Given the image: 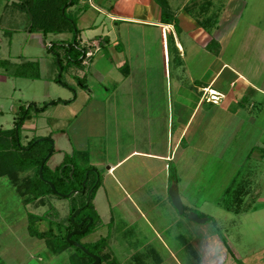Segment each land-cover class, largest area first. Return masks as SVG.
<instances>
[{
	"label": "rangeland",
	"instance_id": "1",
	"mask_svg": "<svg viewBox=\"0 0 264 264\" xmlns=\"http://www.w3.org/2000/svg\"><path fill=\"white\" fill-rule=\"evenodd\" d=\"M21 1L0 0V128L14 125L20 106L21 110L29 108L27 125L24 127V122L18 133L21 145L35 137V141L40 140L39 153L45 157L53 148L46 162L51 170L62 161L97 168L96 174L91 173L100 180L92 201L98 215L94 229L81 242L88 244L103 238L95 249L110 250L119 264H196L199 246L192 247L194 257L187 250L196 239V229L198 235H209L220 242L224 264H264V157L259 156L264 152L257 149L264 147V95H253L254 107L245 99L240 104L243 109L234 116L203 105L196 118L190 119L184 141L174 151L175 159L167 161L169 168H164L162 161L135 155L121 162L112 174L108 175L106 169L109 162L132 148L149 149V142L140 135L141 116H135L141 110L129 113L130 101L135 108H143V96L156 101L151 116L165 109L169 128L174 124L175 129L179 119L184 123L188 118L199 98L192 79L206 73L203 82L208 81L221 61L230 62L251 81L263 83L264 0H168L178 21L188 17L186 8L192 7L193 18H200L222 6L217 32L230 27L233 30L223 40L220 60L196 49L183 33L180 35L189 53L184 61L180 60L168 34L165 64L162 39L154 36V29L109 16V7L115 0H73L72 5H68L70 0H59V4L65 1L67 5L59 7L58 26L66 30L53 32L58 26H52V32L46 34L29 32L31 14L15 4ZM139 3L137 15H145L146 8ZM74 24L79 33L77 41L86 48L89 45L87 50L93 53L80 66L67 64L63 53L62 45L73 43ZM93 39L98 46L89 43ZM71 56L74 58V51ZM92 66L99 70L96 77L90 75ZM129 66L133 75L124 78L122 71H129ZM37 74L39 77L33 78ZM207 92L202 100L208 95L209 100H217ZM74 96L79 100L77 108L71 104ZM90 97L107 104L106 130L102 137L90 139L86 152L74 147L69 128ZM47 135L51 141L41 140ZM160 138L156 135L151 145L159 143L161 147ZM165 181L177 186L183 214L171 204L168 189L163 194ZM244 184L249 186V194L243 201L232 200L233 192ZM128 191L129 198L125 196ZM80 196L52 194L48 200L65 221L72 203L80 202ZM46 207H24L13 184L6 176L0 178V259L4 264H68L66 252L51 256L41 242L26 232L27 208L41 213ZM84 212L91 210L87 207ZM190 212L206 220H190Z\"/></svg>",
	"mask_w": 264,
	"mask_h": 264
},
{
	"label": "trees",
	"instance_id": "2",
	"mask_svg": "<svg viewBox=\"0 0 264 264\" xmlns=\"http://www.w3.org/2000/svg\"><path fill=\"white\" fill-rule=\"evenodd\" d=\"M154 1L161 10L160 21L172 24L178 30L179 21L174 15L169 1ZM73 3L74 1L70 0L68 5H72ZM15 4L19 6L21 10H26L31 14L29 32L38 31L43 32L44 34L52 32V26L55 27L59 25V7L63 4L67 5L65 1L64 3L59 4V0H22L21 2ZM201 7L203 9L205 8V6ZM221 8L222 6L217 7L216 9L214 7V9L210 10L207 15H203V17L200 18L195 16L198 25L207 33H211L212 29L217 25ZM186 9L188 13L191 15L193 14L192 7ZM73 27V43L69 42L61 45L63 46V53L66 56L67 64H69V62H74L80 66L83 58L85 57V53L90 46L88 45L86 48L79 44L77 41L79 39L78 30L75 27V24ZM72 29L67 28L69 31ZM54 30L55 31L53 32L60 33L66 29H62L58 26L57 28H54ZM61 41L64 42L65 40L61 39ZM48 48L51 50L52 43H49ZM205 48L214 55H217L219 52V44L214 38L209 40ZM73 51L75 55L74 58L71 56ZM58 63H60L59 57ZM21 66H23V63H21ZM122 72L123 74H127L128 71L126 73L124 71ZM38 77V74L33 75V78ZM56 80L57 82H60L59 78ZM53 102L57 101L54 100ZM42 108L44 109V107ZM28 109L29 108L21 110L20 106L19 115L17 116V119L14 120V125L11 128H0V178L6 176L10 183L13 184L14 190L18 195H20L21 202L24 207L28 204L34 205V207L36 205L46 207V203L48 204V207H46L41 213L32 212L30 211V208H27L26 232L28 236L41 242L45 247V251H48L51 256H58L59 254L66 252L68 264H89L94 261V258L87 255L79 247L68 243L66 240V235L75 228L74 223H79L85 215H89L92 217V223L89 225L87 230L83 233L75 232L71 236V239L80 242L89 252L98 255L100 258L98 264H119L117 259L113 257L110 250L100 252V249H95L101 245L100 242L103 238L88 242V244L81 242V239L94 229L95 220L98 215L92 204L95 192L100 184V180L96 179V176L94 177L92 175V173H97V169L95 167L91 168V165L83 168L77 165L71 166L62 161L56 165L53 170H51L48 166H46V162L52 155L54 151L53 148L50 150L48 157H45L43 153H39L40 148L37 146L39 145L40 140L35 141V137L30 138L25 145H21L18 141V133L24 120L29 118ZM15 126H17V138L15 135ZM41 140L51 141V138L50 136H44ZM47 150L49 151V149ZM40 166H42V178H40L38 172ZM85 171H88L86 175ZM90 175L93 177H89ZM43 178L52 182L55 190L59 193H70L69 197L81 194L80 202L78 201L77 203L75 201L72 203L65 221L59 218L58 210L54 208L48 199L52 194L57 197L68 196L59 195L57 192H54L50 185L43 180ZM87 199L88 203L86 204ZM79 207L81 208L79 213L74 216V222H71L70 215L76 208ZM87 207L90 208L91 212H84V209ZM189 246L190 248H187V250L189 251V249H192L191 251L195 253L192 245ZM0 264H4L1 259Z\"/></svg>",
	"mask_w": 264,
	"mask_h": 264
},
{
	"label": "crops",
	"instance_id": "3",
	"mask_svg": "<svg viewBox=\"0 0 264 264\" xmlns=\"http://www.w3.org/2000/svg\"><path fill=\"white\" fill-rule=\"evenodd\" d=\"M138 3L146 8L145 15L142 16L137 15ZM94 6L95 8L96 7L102 8L97 5ZM160 12L161 10L159 6L153 0H115L113 4L109 7L108 14L114 20L120 19L124 21L138 22V23H142L144 26L151 27L152 30L154 29L153 30V32L155 33L154 36L156 37L161 36L162 39L163 44H162L161 56L163 57L164 64L167 61V55L165 53L166 52L165 42H167L168 34L170 35L171 43L175 51L174 54L175 56L181 58L180 60L184 61V58L189 53L188 45H186L185 41H183L181 38L180 34L182 33L184 37L187 36L190 39V41L195 45L196 49H201L205 53H209L211 55L212 53H210L205 48V46L211 38H214L219 44V52L215 56L217 57L218 60H220L218 57L221 54L223 40L228 38V35L233 30L232 27L226 28L225 30L227 31L222 33L220 32L219 34V32H217L218 30L216 29L219 24V20H218L217 25L212 29L211 33H207L202 27L198 25L196 19H194L196 17L193 18V16L187 13V11H184L185 13L188 14V17L182 21H179L178 30H177L174 25L169 23H163L160 21ZM173 12L174 15L177 17L176 12L175 11ZM89 43H91L93 46L99 45L96 39L90 40ZM90 57H93V54ZM169 60L170 58L168 54V61ZM89 63L92 64V59L89 60ZM216 66H218L216 68V71L206 82H203V78L206 76V73H203L201 77L198 79L197 78L192 79V76H190L189 79L190 80L192 79L193 83L197 85L196 92L199 91L200 95L199 98L195 101V104L192 110L190 111L188 118L184 121V123H182L181 119H179L178 124L175 125V129H174V124L171 126V129L169 128L170 121L168 117H166L165 109H163V113L159 114L158 112L157 114L154 113V116H151L150 110H153V108H155L156 101H152L148 99L146 96H143L141 100L144 109L140 106L135 108L132 101L129 102V113L134 111L135 109L141 110L140 115L138 112L136 114L133 112L132 115L135 114L137 119L138 116H141L140 119H141L142 133H140V135L142 136V139H145L146 142H149L150 144L148 146L149 149L132 148L124 155H122L120 158H118L115 162H109V164L106 167L108 175L114 173V171L116 170L117 167H119L121 162H123L127 158L130 159L135 155H142L148 159L162 161L164 163V168H166V166L169 168L167 161H172V159L173 160L175 159L176 156L175 152H177V149L184 141V135L187 134L190 124L192 123L191 122L189 124L190 119L196 118L200 108H203V105H208L210 107H213L217 111L223 110L226 113L234 116L237 112H239L238 111L239 109H243L242 107H240V104L241 102H244L245 99H246V103L248 102L250 106L254 107L256 102H252V101L253 100L255 101L256 98L253 95L255 93L264 95V81L262 84L255 83V81H251L246 77L244 73L233 67L230 64V62L227 61H221L220 64ZM91 69H92V71L90 72L91 76L96 77L97 75L100 74L97 68H94L92 66ZM132 71L134 72L133 68L129 66V71L127 72V74H122V75L124 76V78L128 76L130 78L133 75ZM207 91L211 93L214 92L216 95V96L214 95V97H216L217 100H209L210 95H208L204 100H202V97L205 94H208ZM146 93L147 91H145V94ZM77 101H79L78 97L74 96L71 104L76 105V108L78 106V104H75ZM157 107H159V105H157ZM106 108H107V104L105 101H100L99 99L97 100L96 98L90 97L87 99L85 106H83L80 109L81 110L80 116H78L79 114L75 115V118L77 117L78 118L76 119L74 124L70 126L69 132H70V137H71L70 139L72 140V144L74 145L75 148H77V150H85L86 152H88L90 139L92 140L94 139V137L97 138L102 137L105 134ZM259 109L260 108H257L256 111L259 112L260 111ZM154 118H158V119H154ZM26 120L27 119L24 120L25 122V123L23 122L24 124L22 123L24 127L27 125ZM129 132H131V130H129ZM156 135H158L159 137L161 136L160 139L163 141L161 147H159L160 146L159 143H156L155 145H151V143L154 140H156ZM131 137L133 138V135ZM136 140H140V139H136ZM169 143H170V147H169ZM257 149L264 152L263 146H258ZM257 149L256 151H258ZM173 152L175 154H173ZM259 156L264 157V154L260 153ZM106 162L107 161H105L104 163ZM245 185L246 184H244L241 187L237 186L239 187L238 190L236 192H233V194L231 195L232 200L240 199V201H243L244 196L246 197L249 194V186H245ZM169 186L170 183L169 182L167 183L165 181L163 184L164 187L163 194H164V190L168 189ZM125 196L129 198V191L125 194ZM239 196H242V199ZM241 209H246V208L242 207ZM143 214L145 215V213ZM193 229H195V227H193ZM193 235L196 237V239L194 240L195 243L190 242V244L192 245V247L199 246L198 249L200 250L201 243L206 235H202V233L198 235L196 229L194 230ZM188 252L191 255H193V252L190 249ZM197 256L198 257H196L195 260H196V264L197 263L199 264V255L197 254Z\"/></svg>",
	"mask_w": 264,
	"mask_h": 264
},
{
	"label": "water",
	"instance_id": "4",
	"mask_svg": "<svg viewBox=\"0 0 264 264\" xmlns=\"http://www.w3.org/2000/svg\"><path fill=\"white\" fill-rule=\"evenodd\" d=\"M15 135H16V138H17V126H15ZM39 176L40 178H42V166H40L39 168ZM85 179H86V176H85ZM51 187V189L54 191V192H57L55 190V187L54 185L52 184V182L48 181V180H45ZM83 190V189H82ZM81 190V191H82ZM59 195H64V196H69L70 193H67V194H62V193H59L57 192ZM168 195L170 197V200H171V204L174 206V208L176 209V211L179 213V214H182L183 213V204H182V201H181V198H180V195H179V191H178V188L176 185H170L169 188H168ZM88 203V199L86 201V204ZM80 207L79 208H76L75 211H73V213L71 214L70 216V220L71 222H74L73 218L76 214L79 213L80 211ZM188 218L190 220H193L195 222H204L206 220V218H199L197 216L196 213H189L188 215ZM88 219V223L82 228V229H78L83 223L84 221ZM92 222V218L91 217H85L83 218L79 223H74L76 227H78L76 230H73L71 232H69L67 235H66V240L68 243L72 244L73 246H76V247H79L81 250H83L87 255L91 256L94 258V261H92L91 263L89 264H98L99 261H100V258L98 255L96 254H93L91 252H89L80 242H77L73 239H71V236L77 232V233H83L87 230L88 226L90 225V223Z\"/></svg>",
	"mask_w": 264,
	"mask_h": 264
},
{
	"label": "clouds",
	"instance_id": "5",
	"mask_svg": "<svg viewBox=\"0 0 264 264\" xmlns=\"http://www.w3.org/2000/svg\"><path fill=\"white\" fill-rule=\"evenodd\" d=\"M199 264H224L225 257L220 242L211 236H205L201 243Z\"/></svg>",
	"mask_w": 264,
	"mask_h": 264
},
{
	"label": "built area",
	"instance_id": "6",
	"mask_svg": "<svg viewBox=\"0 0 264 264\" xmlns=\"http://www.w3.org/2000/svg\"><path fill=\"white\" fill-rule=\"evenodd\" d=\"M93 53H92V51L91 50H87L86 51V53H85V57L83 58V63H86V60L85 59H88L91 55H92ZM213 96H211L212 97V99H214V95L215 94H212ZM216 96V95H215ZM216 98V97H215Z\"/></svg>",
	"mask_w": 264,
	"mask_h": 264
},
{
	"label": "flooded vegetation",
	"instance_id": "7",
	"mask_svg": "<svg viewBox=\"0 0 264 264\" xmlns=\"http://www.w3.org/2000/svg\"><path fill=\"white\" fill-rule=\"evenodd\" d=\"M85 217H91V216H89V215L86 216V215H85L83 218H85ZM91 218H92V217H91ZM80 221H81V220H80ZM80 221H79V222H80ZM87 223H88V219H86V220L84 221V223H83L79 228L75 226L74 230H76L77 228H78V229H82ZM91 223H92V222H91ZM91 223H90V224H91ZM88 227H89V226H88ZM72 231H73V230H72Z\"/></svg>",
	"mask_w": 264,
	"mask_h": 264
},
{
	"label": "bare ground",
	"instance_id": "8",
	"mask_svg": "<svg viewBox=\"0 0 264 264\" xmlns=\"http://www.w3.org/2000/svg\"><path fill=\"white\" fill-rule=\"evenodd\" d=\"M213 94H215L214 92H212Z\"/></svg>",
	"mask_w": 264,
	"mask_h": 264
}]
</instances>
